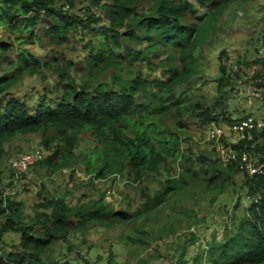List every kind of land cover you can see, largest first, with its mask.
Wrapping results in <instances>:
<instances>
[{
	"label": "trees",
	"instance_id": "obj_1",
	"mask_svg": "<svg viewBox=\"0 0 264 264\" xmlns=\"http://www.w3.org/2000/svg\"><path fill=\"white\" fill-rule=\"evenodd\" d=\"M78 1L0 0V52L7 54L13 49L2 41V29L15 35L22 33L34 44L35 28L46 18L51 23L47 34L58 46L68 43L71 35L81 31L101 37L100 48L97 52L91 51L86 61L96 67L98 74L120 65L116 62L115 50L118 49L126 51L132 63L150 61L147 58L150 56L158 59L164 53L167 57L161 64L167 68L164 76L170 80L148 82L135 77L126 81L116 76L115 84H119V90L114 91L107 84L77 83L71 75L72 65L58 68L61 85L65 87L56 106L44 100L33 113L26 102L15 99L0 105V161L6 154L5 144L9 140L41 135V145L49 155L36 167L48 176L70 170L79 163L85 166L86 176L92 183L94 180L115 181L119 176L132 185H142L148 177H153L162 179L159 184L163 190L153 195L145 194V202L133 213L115 212L104 203L103 196L76 206L65 196L52 198L40 205L39 210L34 208L35 217L31 223L23 222L20 205L12 201L13 197L5 199L6 204L4 199L0 200V241L8 233L20 236L17 253L0 255V264H58L49 261L47 256L59 242H68V237L76 230L128 226L153 214L158 215L163 208L175 205L178 198L194 196L198 192L224 191L235 184V178L242 171L243 152H248L256 166H263V175L253 179L248 177L244 183L248 195L258 201L251 204L235 228L227 227L221 239L214 237L208 242L192 264H204L201 258H206V264H264V127L257 125L252 132L255 139L251 142L242 140L230 144L223 138L227 148L237 154L236 160L225 164L209 154H184L179 136L154 122L159 117L172 116L176 111L168 107L167 94L188 81L200 66L196 51L201 53L205 41L217 32L234 0H196L205 10L202 17H198L197 9L189 0H92V4L104 12V18L97 17L88 7L82 9L86 19L63 9L64 4L74 9ZM145 6L150 7L146 9ZM103 20L108 25L98 27ZM18 40L24 44L21 37ZM177 60L183 65V71ZM19 62L16 76L0 79V92L9 91L24 75L42 74L43 65L27 51H21ZM244 64L258 66L257 76L264 77L263 55L253 64H247L245 59ZM86 72L93 74L91 68ZM221 72L219 92L231 81L222 64ZM258 86L264 88V83ZM141 95L147 100L146 104L138 102ZM177 101L173 103L178 105L175 108L179 112V106L185 102ZM195 108L202 110L200 116L205 125L216 123L220 126V119H225V115L213 117V110L206 109L201 103ZM245 120L251 121V117ZM228 122L238 124L242 120ZM86 136L94 139L97 145L81 159L77 151ZM178 162H182L180 173L175 169ZM72 172L74 176L75 171ZM200 174L204 178L198 180ZM195 240L193 236L192 241ZM188 263L186 255H180L175 264ZM83 264L91 263L84 260Z\"/></svg>",
	"mask_w": 264,
	"mask_h": 264
},
{
	"label": "rangeland",
	"instance_id": "obj_2",
	"mask_svg": "<svg viewBox=\"0 0 264 264\" xmlns=\"http://www.w3.org/2000/svg\"><path fill=\"white\" fill-rule=\"evenodd\" d=\"M189 2L197 9L198 17H202L205 10L196 0ZM88 7H91V12L97 17L104 18V12L94 6L92 0H79L71 11L86 19L82 9ZM149 7L145 6L146 9ZM104 25H108L105 20L98 27ZM50 27L51 23L46 18L43 19L35 28L34 44L22 33L15 35L1 30L2 41L9 43L13 49L7 54L0 52V79L18 74L21 51H27L43 65V69L42 74L24 75L9 91L0 92V105L15 99L26 102L33 113H36L44 100L53 107L56 106L65 87L61 85L58 68H65L67 65L73 66L71 75L77 83L90 82L95 86L107 84L114 91L119 90V84H115L116 76L126 81L135 77L148 82L156 79L164 82L170 80L164 76L167 68L161 64L167 57L164 53L158 59L150 56L147 57L150 61L132 63L130 55L118 49L115 50L118 56L116 62L120 65L98 74L96 67L88 65L86 61L91 51L97 52L100 48L99 35L81 31L71 35L68 43L58 46L47 34ZM19 37L24 44L19 42ZM146 45L145 43L144 46ZM262 55L264 56V0H234L217 32L205 41L201 53L196 51L195 56L200 59V66L188 81L175 87L172 94H167L165 100L172 111H177L178 108L174 101L185 102L179 106L181 111H174L167 118L159 117L154 122L179 136L184 154H209L218 159L215 143L208 138L209 127L213 123L205 125L200 116L202 110L195 107L201 103L206 109L213 110V117L220 115L221 118L225 115L224 120L220 119V125L226 133L225 140L230 143L234 141L237 122L231 124L228 120L244 121L251 117L252 121L262 123L264 88H260L258 84L264 83V77L257 76L256 72L258 69L260 71L258 66L244 64L245 59L247 64H253ZM177 64L183 71L179 60ZM221 64L226 66L231 81L219 92ZM87 68H91L92 75L86 72ZM154 91L157 92L156 89ZM137 100L140 104L147 103L142 95ZM41 142V135L13 138L5 144L6 154L0 161V190L9 187L16 192L12 201L20 205L24 223H31L35 217L34 208L39 210L40 205L52 198L65 196L70 204L76 206L97 201L103 196L104 203L110 205L115 212L133 213L145 202V194L153 195L163 190L159 184L162 179L153 177H148L142 185H132L126 178L119 176L115 181L94 180L92 183L86 176L85 166L79 163L70 170L51 176L36 167L24 177L14 180L19 156L45 149ZM96 145L94 139L86 136L77 153L83 159V155L95 150ZM47 154L49 155L48 152ZM175 169L178 173L183 171L182 162H178ZM72 171H75L74 176ZM202 174L198 180L204 178ZM246 175V172L241 171L235 178V184L229 185L224 191L214 194L198 192L194 196L192 194L187 198H178L175 205L163 208L158 215L153 214L142 222L117 228L96 226L86 231L76 230L70 234L68 242L61 241L51 250L48 260L58 264H83L84 260L91 264H175L180 255H186L188 264H192L208 242L214 237L221 239L227 227L235 228L248 213L251 204L258 201L249 196L244 188L248 178ZM192 235L196 237L195 241H192ZM19 245L18 234H6L0 241V255L17 253ZM205 259L201 258L204 264Z\"/></svg>",
	"mask_w": 264,
	"mask_h": 264
},
{
	"label": "built area",
	"instance_id": "obj_3",
	"mask_svg": "<svg viewBox=\"0 0 264 264\" xmlns=\"http://www.w3.org/2000/svg\"><path fill=\"white\" fill-rule=\"evenodd\" d=\"M65 10H70L69 6L65 7ZM262 127V125H258ZM257 129V125L252 121H243L235 125V138L234 141L230 144H235L242 140H247L249 142L253 141L255 138L253 136V131ZM225 131L223 128L212 126L208 131V138L216 143V151L219 160L222 163H230L237 159V154L230 148L221 142V138L225 136ZM231 147V146H230ZM220 149V150H219ZM44 155L42 151H36L29 154L22 155L16 165H15V180L24 177L28 174L29 170L35 166L39 161L43 159ZM248 152H243L241 156V168L242 172H246L248 177L254 178L257 176L263 175V166H256L251 160ZM246 175V176H247ZM16 192L11 188L2 189L0 193V200L5 201L10 196H14Z\"/></svg>",
	"mask_w": 264,
	"mask_h": 264
},
{
	"label": "clouds",
	"instance_id": "obj_4",
	"mask_svg": "<svg viewBox=\"0 0 264 264\" xmlns=\"http://www.w3.org/2000/svg\"><path fill=\"white\" fill-rule=\"evenodd\" d=\"M66 6H69V5H68V4H64V6H63V7H64V8H63L64 11H66V12H68V13H72V11H71V7H70V6H69V7H70V10H65V7H66ZM92 13H93V12H92ZM73 14H74V13H73ZM104 26H105V25H104ZM104 26H102V27H104ZM258 70H259V69H258ZM244 121H246V120H244ZM251 121H252V120H251ZM242 122H243V121H242ZM252 122L255 123L256 125H260V124H261L262 127H264V121H263L262 123H261V122L258 123L257 121H252ZM212 126H217V127L223 128L222 125L218 126L216 123H213V124L209 127V129H210ZM223 138H225V136H224ZM223 138H221V140H220L221 142H222V139H223ZM211 142H213V141H211ZM213 143H215V142H213ZM215 146H216V143H215ZM37 151H42V152H43L44 157H43V159H42L41 161H43V160L46 158V156L48 155V154H47V151H46L45 149H39V150H37ZM33 152H36V151H33ZM33 152L23 153L22 155H24V154H29V153H33ZM216 152H217V151H216ZM22 155H20L19 158H20ZM39 162H40V161H39ZM39 162H38V163H39ZM38 163H37V164H38ZM37 164H36V165H37ZM36 165L33 166L30 170H32L33 168H35ZM30 170H29V172H30ZM29 172H28V173H29ZM14 180H15V177H14ZM6 188H9V187H6ZM3 189H4V188H3ZM0 193H2V189L0 190ZM11 197H13V196H11ZM3 202L6 204L7 201H4V200H3Z\"/></svg>",
	"mask_w": 264,
	"mask_h": 264
}]
</instances>
